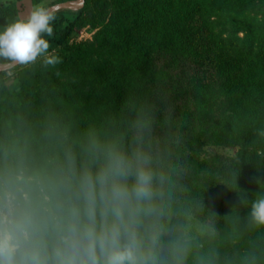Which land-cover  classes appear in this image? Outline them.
<instances>
[{
    "label": "trees",
    "instance_id": "1",
    "mask_svg": "<svg viewBox=\"0 0 264 264\" xmlns=\"http://www.w3.org/2000/svg\"><path fill=\"white\" fill-rule=\"evenodd\" d=\"M19 1L0 0V31L20 18ZM64 1L73 0H31ZM56 16L54 38H45L60 64L38 57L0 70V164L23 155L54 168L71 153L78 169L95 172L108 148L132 157L137 126L152 125L168 165L193 152L192 129L151 114L159 104L179 108L178 122L204 134L198 146L236 150L205 159L204 177L187 189L163 180L172 195L163 205V264L173 253L183 264H264V225L251 216L264 196V0H84ZM87 25L91 38L75 41ZM189 214L208 218L223 238H183Z\"/></svg>",
    "mask_w": 264,
    "mask_h": 264
},
{
    "label": "clouds",
    "instance_id": "2",
    "mask_svg": "<svg viewBox=\"0 0 264 264\" xmlns=\"http://www.w3.org/2000/svg\"><path fill=\"white\" fill-rule=\"evenodd\" d=\"M56 10L37 4L0 31V58L60 64L45 38H54ZM158 179L162 184L164 177ZM156 180L141 153L128 157L108 148L95 172L91 164L78 169L71 153L54 168L6 154L0 164V264H163V192ZM251 216L264 225V196L253 202ZM172 264H183V257L173 253Z\"/></svg>",
    "mask_w": 264,
    "mask_h": 264
},
{
    "label": "rangeland",
    "instance_id": "3",
    "mask_svg": "<svg viewBox=\"0 0 264 264\" xmlns=\"http://www.w3.org/2000/svg\"><path fill=\"white\" fill-rule=\"evenodd\" d=\"M47 3V2H46ZM45 2L42 3L46 4ZM19 9H20V18L23 16H26L30 10L36 6L33 5L31 0H21L18 3ZM82 32V35L79 36L78 32ZM95 29L91 28L90 26H84L76 30L75 35V41H82L90 39ZM151 116H154L156 118H171L173 120L172 123H176L178 125H181V129L184 131L185 128L189 129L191 127L192 131L189 132L190 135H193V142L191 143V150H193L192 153H186L183 154V158H174L173 161H171L168 165L164 163L163 161V150L161 147H159V143L162 142V133L158 131L155 127L152 125L142 126L138 125L137 129L135 130V135L137 138L136 141V149L135 153H141L145 156H147L150 159V167L152 168L153 172L157 175L156 184L159 187L160 191L163 192V197L158 198V202L162 203V205H168L170 203V200L172 199V195L170 193H166L163 186L159 182L158 177L162 175L164 177V180L171 182L172 185L180 186V184H177V181H180L181 183L184 182V185L187 184L188 187L191 186V184H195V179L197 177H204L203 172H200L201 169L200 163H202L205 159L210 158V156L214 154H220L223 156H230L233 154V152L236 150L235 147H228L223 146L220 143H209L198 146L197 138L195 135H198L200 137L204 136V134H201L197 131L195 127V123H192L189 119L184 123L178 122L182 118L181 113L179 112V108H173L171 106H163V104H159L155 110L152 111ZM194 131H193V127ZM189 127V128H188ZM172 132V129H170ZM183 131L180 132L179 138H175V144L176 146L179 145V142L181 143L180 137L183 134ZM186 131V130H185ZM177 132V131H173ZM173 152H177V149H173ZM166 162V161H165ZM172 171V172H169ZM200 172V173H199ZM180 188V187H179ZM184 189H181V191ZM164 212L166 213V210L163 206ZM164 214V213H163ZM163 221V217L160 220V223ZM148 221H145V226L147 227ZM212 224L209 223L208 218L201 217L200 219H197L196 217L189 214L185 221V226L180 228L182 233H178L177 231L175 233L180 234L183 238L186 240L192 239V238H201L206 235H212L217 234L218 238H223V234L218 233L216 230H214V227L211 226ZM218 241H221L218 239ZM167 248L169 251L172 250V245L168 244Z\"/></svg>",
    "mask_w": 264,
    "mask_h": 264
},
{
    "label": "water",
    "instance_id": "4",
    "mask_svg": "<svg viewBox=\"0 0 264 264\" xmlns=\"http://www.w3.org/2000/svg\"><path fill=\"white\" fill-rule=\"evenodd\" d=\"M84 0H73V1H64V2H59L53 5H50L48 7H54L56 6L57 10L58 9H78L83 6ZM18 63H12V62H7V63H0V70H6L8 68H11Z\"/></svg>",
    "mask_w": 264,
    "mask_h": 264
},
{
    "label": "built area",
    "instance_id": "5",
    "mask_svg": "<svg viewBox=\"0 0 264 264\" xmlns=\"http://www.w3.org/2000/svg\"><path fill=\"white\" fill-rule=\"evenodd\" d=\"M79 33V36H81L82 35V32L80 31V32H78Z\"/></svg>",
    "mask_w": 264,
    "mask_h": 264
}]
</instances>
